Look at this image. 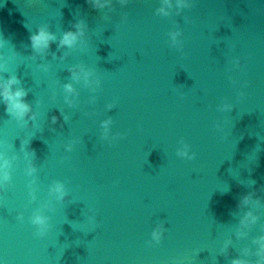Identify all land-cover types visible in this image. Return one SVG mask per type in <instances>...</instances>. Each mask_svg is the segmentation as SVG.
Masks as SVG:
<instances>
[{
	"label": "water",
	"instance_id": "water-1",
	"mask_svg": "<svg viewBox=\"0 0 264 264\" xmlns=\"http://www.w3.org/2000/svg\"><path fill=\"white\" fill-rule=\"evenodd\" d=\"M35 1L0 0V264H258L264 0Z\"/></svg>",
	"mask_w": 264,
	"mask_h": 264
},
{
	"label": "clouds",
	"instance_id": "clouds-1",
	"mask_svg": "<svg viewBox=\"0 0 264 264\" xmlns=\"http://www.w3.org/2000/svg\"><path fill=\"white\" fill-rule=\"evenodd\" d=\"M93 3L96 6H102L101 0H93ZM164 5L167 7L172 6V0H163ZM187 4V0H176L177 7H184ZM161 13L167 15V11L164 7L159 10ZM77 30L75 32L69 31L66 32L60 40L61 46L72 47L80 37L83 36L82 26L77 25ZM175 38V36L173 37ZM55 40L54 34L48 32L46 29H39L35 34L30 37V41L33 49L42 53L46 50L50 43ZM18 84V80L15 77H10L7 81L0 80V100H2L5 104L6 110L11 114L15 115L18 119H24L25 116H28L31 113V107L24 101V97L26 92L24 89L15 87ZM66 90L68 92H72V86L66 85ZM107 127V122L105 124ZM9 162L0 156V183H6L9 179L8 173ZM52 191L57 194L59 198H63L64 187L62 184L57 183ZM250 201V197H245V203ZM257 217L253 216L250 212L245 216L242 221L243 224H251L256 222ZM32 223L35 224L42 234L47 229V218L43 215L37 214L33 217ZM153 239L157 242L161 239V231L157 229L153 232ZM257 243L259 244L258 256L260 260L258 264H264V237H261ZM232 264H247L246 261L243 260H233Z\"/></svg>",
	"mask_w": 264,
	"mask_h": 264
}]
</instances>
